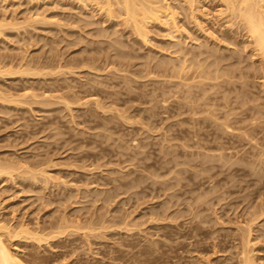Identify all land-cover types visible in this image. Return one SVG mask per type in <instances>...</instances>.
Segmentation results:
<instances>
[{
    "label": "rangeland",
    "instance_id": "obj_1",
    "mask_svg": "<svg viewBox=\"0 0 264 264\" xmlns=\"http://www.w3.org/2000/svg\"><path fill=\"white\" fill-rule=\"evenodd\" d=\"M79 1L0 0L15 98L0 97V225L45 239L15 238L17 255L264 263V71L246 31L218 0L146 38L115 0Z\"/></svg>",
    "mask_w": 264,
    "mask_h": 264
},
{
    "label": "bare ground",
    "instance_id": "obj_2",
    "mask_svg": "<svg viewBox=\"0 0 264 264\" xmlns=\"http://www.w3.org/2000/svg\"><path fill=\"white\" fill-rule=\"evenodd\" d=\"M107 1H110V0H107ZM111 1H114V0H111ZM174 1H177L178 5L172 4L171 1L169 0H115L114 3H116L115 6L119 5L120 7H122L124 13L126 14V18L123 21L124 24L127 23V25L129 24L128 26L131 25V27L133 28V29L131 28L133 30V33L136 32L138 35H141L140 37L143 36L144 38H146L148 37L147 34L149 33L147 31L148 29L147 25H149V23L152 21L159 22V20H161L162 18L167 20L165 21L168 22V26L171 25L175 27V28H172L170 26L171 29L173 30L174 29L178 30V27H176L178 26L177 20L179 19V16L181 13L187 14L188 19L190 20L193 19V21H196L198 23V16L200 14H203L201 11L202 10L201 8L204 6L203 0H174ZM218 1L222 5L218 13L220 14V16H222V19H225V22L227 23V25L231 28H233V26H237L245 30L247 37L252 40L253 42L252 44L254 46L253 49H255L253 50V52L257 51L259 53V56L261 57L260 58L261 68L264 71V0H218ZM108 5L109 4H107V8H108L107 11L111 12ZM0 25H1L0 26V36H1V34H3L2 29L6 26L4 22L3 24L0 22ZM9 25H12V24L10 23ZM18 25L19 24H16L15 26L17 30L19 29L17 28ZM163 65L165 66V64ZM263 75H264V72H263ZM8 96H11L9 100L4 99L3 96H2L3 97L2 100L11 102V99L12 100L15 99L14 96L11 94L10 95L8 94L7 97ZM19 98H20V95H19ZM19 98H16V100ZM23 98H21V100H23ZM7 168L10 169L9 167ZM0 172L1 174L5 173V175L6 173H9V171H7V169H4V167L3 169L0 170ZM64 226L65 225H63V227ZM21 235H26L29 238L31 239L33 238V240L36 239L35 241H39V242H41L42 240H45L42 237V235H40L39 233L31 232L25 226H23L19 231H16L13 229L11 230L9 227H6V225H0V264H37L36 262H33V261L32 262L26 261L24 258H21L17 255L13 241L15 240V238ZM52 236L53 235H51V237ZM54 237L55 236H53V238ZM240 253L242 255L240 257L239 264H264L263 262L259 263L258 261H256L252 257V255H250L247 249L241 250ZM32 259H35V257H32Z\"/></svg>",
    "mask_w": 264,
    "mask_h": 264
}]
</instances>
